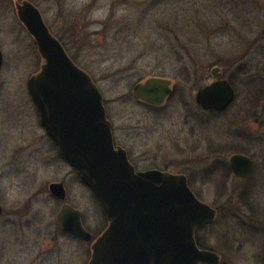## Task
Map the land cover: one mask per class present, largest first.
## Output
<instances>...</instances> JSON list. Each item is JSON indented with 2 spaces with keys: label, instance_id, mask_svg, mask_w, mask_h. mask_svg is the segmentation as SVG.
I'll return each instance as SVG.
<instances>
[{
  "label": "rangeland",
  "instance_id": "rangeland-1",
  "mask_svg": "<svg viewBox=\"0 0 264 264\" xmlns=\"http://www.w3.org/2000/svg\"><path fill=\"white\" fill-rule=\"evenodd\" d=\"M22 1L0 0V264H88L89 243L64 233L57 216L71 205L94 238L108 221L41 126L28 80L42 60L18 19ZM28 1L98 85L138 169L185 174L198 198L220 212L218 223L198 232L202 246L221 255V264H264V38L248 53L234 36L209 35L214 22L206 16L217 19L221 0ZM215 66L236 90L222 113L196 102ZM149 78L173 82L163 107L132 94ZM238 153L254 161L250 178L230 172ZM52 183H64L66 200L51 195Z\"/></svg>",
  "mask_w": 264,
  "mask_h": 264
},
{
  "label": "water",
  "instance_id": "water-1",
  "mask_svg": "<svg viewBox=\"0 0 264 264\" xmlns=\"http://www.w3.org/2000/svg\"><path fill=\"white\" fill-rule=\"evenodd\" d=\"M19 21L36 42L40 70L28 81L40 123L59 154L101 202L108 227L94 240L89 264H221L215 251L198 246L196 233L218 222L217 209L200 200L185 174L152 169L137 171L126 151L114 147L111 121L103 95L89 73L72 60L31 1L15 3ZM4 56L0 50V72ZM214 82L197 90L201 110L223 112L235 100V90L211 72ZM171 79L149 78L133 88L134 97L163 107L172 95ZM244 154L231 156L229 166L244 178L252 165ZM53 197L67 198L64 183H52ZM3 207L0 204V216ZM64 232L92 239L82 213L65 203L57 216Z\"/></svg>",
  "mask_w": 264,
  "mask_h": 264
},
{
  "label": "flooded vegetation",
  "instance_id": "flooded-vegetation-1",
  "mask_svg": "<svg viewBox=\"0 0 264 264\" xmlns=\"http://www.w3.org/2000/svg\"><path fill=\"white\" fill-rule=\"evenodd\" d=\"M218 7L220 9V13L217 15L216 20H214L213 18H210L209 15L206 16V18L214 22V26L211 27L212 30L209 35L234 36L239 41L238 49L241 46L248 53L254 52L256 50L255 46L257 45L255 38L260 37V36L264 38V0H221V3L219 4ZM257 18H261L263 21H260L259 23H257ZM234 64H236V62ZM215 68L220 69V72L222 74L221 79H226L232 85L234 89L235 84L233 85V83L224 76L223 69H221L222 67L220 68V66H215L211 69V72ZM211 80H213V78ZM256 81H260V80H256ZM212 82H214V80ZM235 93H236V90H235ZM111 123H112L111 126H113L114 124L112 121ZM112 132H113L115 147L123 148L126 151L130 162L139 171L138 167L132 162L133 160H132V155H131V151L129 147L123 141H118L117 139L118 134H117V130L115 126H113L112 128ZM251 161H252V165L250 169L247 170L248 172L246 173L244 178L251 177L250 173L254 165L253 159ZM254 185H255V178L253 176L252 187H254ZM250 195L252 196V194ZM96 238L93 237L92 240L89 242L85 241L89 243L90 250H91V245ZM73 239L84 241V239L78 238V237H74ZM90 256H91V253H90Z\"/></svg>",
  "mask_w": 264,
  "mask_h": 264
},
{
  "label": "trees",
  "instance_id": "trees-1",
  "mask_svg": "<svg viewBox=\"0 0 264 264\" xmlns=\"http://www.w3.org/2000/svg\"><path fill=\"white\" fill-rule=\"evenodd\" d=\"M59 38V37H58ZM60 39V38H59ZM60 41H62L61 39H60ZM229 171V170H228ZM221 192L225 195L227 192H226V190H225V187H221ZM197 241H198V246H200L202 249H207V248H205L204 246H202V243L199 241V239L197 238Z\"/></svg>",
  "mask_w": 264,
  "mask_h": 264
}]
</instances>
